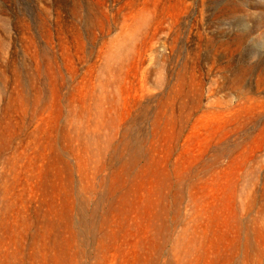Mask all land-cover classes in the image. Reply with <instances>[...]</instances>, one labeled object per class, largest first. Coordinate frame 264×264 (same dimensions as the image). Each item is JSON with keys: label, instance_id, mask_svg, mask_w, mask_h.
Instances as JSON below:
<instances>
[{"label": "rangeland", "instance_id": "rangeland-1", "mask_svg": "<svg viewBox=\"0 0 264 264\" xmlns=\"http://www.w3.org/2000/svg\"><path fill=\"white\" fill-rule=\"evenodd\" d=\"M0 264H264V0H0Z\"/></svg>", "mask_w": 264, "mask_h": 264}]
</instances>
